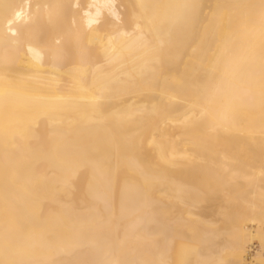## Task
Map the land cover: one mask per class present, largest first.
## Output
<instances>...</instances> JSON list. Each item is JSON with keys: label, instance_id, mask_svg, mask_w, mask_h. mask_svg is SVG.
Returning a JSON list of instances; mask_svg holds the SVG:
<instances>
[{"label": "bare ground", "instance_id": "obj_1", "mask_svg": "<svg viewBox=\"0 0 264 264\" xmlns=\"http://www.w3.org/2000/svg\"><path fill=\"white\" fill-rule=\"evenodd\" d=\"M0 264H264V0H0Z\"/></svg>", "mask_w": 264, "mask_h": 264}, {"label": "rangeland", "instance_id": "obj_2", "mask_svg": "<svg viewBox=\"0 0 264 264\" xmlns=\"http://www.w3.org/2000/svg\"><path fill=\"white\" fill-rule=\"evenodd\" d=\"M224 207H221L219 208V210H222L224 212H226V214L230 213L232 208L231 206L228 204V203H224ZM214 218H217L218 219V222L217 224L215 225V229L217 230V232L219 233L216 237H215V240L218 241V242H222L224 241V239H227L228 238V234L225 232V228H226V225L229 221V217L228 215L226 216H223L221 215L220 213H217ZM189 247H186L185 250H187ZM224 254V251L222 252Z\"/></svg>", "mask_w": 264, "mask_h": 264}]
</instances>
